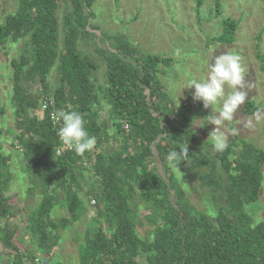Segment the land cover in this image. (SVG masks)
I'll return each mask as SVG.
<instances>
[{
	"label": "trees",
	"instance_id": "obj_1",
	"mask_svg": "<svg viewBox=\"0 0 264 264\" xmlns=\"http://www.w3.org/2000/svg\"><path fill=\"white\" fill-rule=\"evenodd\" d=\"M95 3L21 0L16 15L5 22L0 19V52L10 38L29 42L20 59L12 61L13 135L24 160L22 171L31 182L27 193L38 191L41 196L28 217V229L38 241V251L42 250L37 253L44 259L39 256L29 260L18 248L17 230L8 224L20 210L15 209L19 200L5 195L12 182V159L1 152L0 245L14 257L13 264H29L35 259L49 264L45 255L55 245L49 242L79 223L88 211L82 195L90 168L96 181L85 195L91 203L95 201L93 207L100 217L95 220L97 228L87 230L85 242L79 247V264H264V221L255 224L246 212V206L257 202L262 192L264 151L249 145L235 157L229 147L212 157L195 150L200 142L192 120L198 117L202 105L194 112L175 108L158 78L172 59L140 53L124 37H113V51L100 48L95 43L98 36L92 32L100 30L93 24ZM197 6L201 8L203 0H197ZM216 7L220 12L218 1ZM61 10L65 14L60 25ZM238 25L224 20L222 34L214 40L233 44ZM81 38H85V44L93 39V48L105 55L104 89L93 79L98 65L80 51ZM257 58L264 73L260 53ZM52 71L58 72V86L49 94L47 77ZM30 83L40 86L36 99L27 88ZM46 100H53L60 110L83 114L87 131L96 138L91 152L81 156L60 149L49 112L42 119L30 113L34 110L36 114ZM104 104L109 108V121L100 125ZM260 109L248 102L245 114ZM108 123L112 131L106 130ZM110 141L115 144L110 146ZM187 144L189 156L181 163L200 169L195 177L201 188L211 193L213 204L206 212H198L187 200L166 159L170 150ZM157 156L165 177L157 170ZM60 206L66 208L68 216L57 221L52 213ZM143 208L150 212L145 219L153 227L148 239L138 233Z\"/></svg>",
	"mask_w": 264,
	"mask_h": 264
},
{
	"label": "rangeland",
	"instance_id": "obj_2",
	"mask_svg": "<svg viewBox=\"0 0 264 264\" xmlns=\"http://www.w3.org/2000/svg\"><path fill=\"white\" fill-rule=\"evenodd\" d=\"M217 1L221 5L220 12L216 7ZM20 2L21 0H0L2 22H5L9 16L17 14ZM94 9L96 18L93 24L100 30H92V32L98 36L95 43L100 48L113 51L111 45L116 44L113 37H124V41L140 53L172 59L170 67L163 69L165 74L158 75V78L163 91L166 92L177 109L185 108L191 111L185 106V103L192 98L194 89H182L188 85L191 79H199L206 75L208 65L217 55L224 51H233L239 54L244 69L248 99L238 109L235 120L226 122L228 127H240L238 135L230 136L229 147L236 153L235 157L249 145L256 151H264V73L261 69L262 62L257 58L260 53L264 62V0H203L201 8H198L197 0H96ZM60 12L58 17L61 25L65 11L61 10ZM227 19L239 24L235 42L231 45L221 44L214 40L222 34V23ZM60 34L62 45L64 37L62 32ZM102 34L104 38H102ZM107 38L112 39L109 41ZM103 39L105 41L102 43ZM84 41L85 38L79 40L81 42L80 51L83 56H87L98 65L93 79L104 89L107 87L105 55L98 54L99 52L93 48V39L88 44L83 43ZM28 44V39L15 41L10 38L6 47L0 52V152L9 155L12 159L9 163L12 182L5 195L13 196L14 200L16 198L19 200L15 209L20 210V213L14 220L8 221V224L13 230H17L18 248L26 253L27 258L31 260L30 258L39 256L40 259H44L42 254L37 253L42 250L38 251V241L32 237L28 229V217L41 202V196L38 191L27 193L31 182L25 178L22 171L24 160L20 156L21 149L16 146L13 135L16 128L14 126L15 108L12 102V61L20 59L29 48ZM58 78L57 71H52L47 77V82L50 85L49 94H53L58 86ZM27 88L31 97L36 99L40 91L39 84L30 83ZM248 102H253L256 107L261 108L259 118L254 114H245ZM211 111V109H204L202 106L196 119L208 116ZM30 113H33L38 119L43 117L41 108L36 114L34 110H31ZM108 113L109 108L104 104L103 110L100 111V125L107 124ZM248 119L253 120L254 127L245 128L242 126ZM213 127V125L204 128L193 127L200 142L194 149L216 157V152L212 150V147H204L206 144L211 145V141H207V139ZM124 128L128 129V126L124 125ZM106 130H113L111 123H108ZM113 142H109L110 146L115 144ZM154 152L156 153L155 149ZM156 167L160 175L165 177V169L158 158ZM171 170L177 175L176 179L185 190L187 200L198 212L210 210L213 206L211 193L201 188L200 181L195 177L200 169H196L190 164L180 163L178 167H172ZM262 173L263 188L260 198L257 202L246 206V212L254 218L255 224L264 221V166ZM86 177L87 182L84 183L82 196L87 201L88 211L79 223L59 232L49 242L50 245L55 244L45 255L49 264H79V247L85 242L87 230L97 228L95 220L100 216L93 207L94 204L85 195L92 183L96 181L90 168L86 172ZM142 207L144 206L142 205ZM149 214L148 210L144 208L141 210L142 223L138 227V233L147 239L153 229L145 219ZM52 215L55 220L59 221V219L67 217L68 212L65 207L60 206L54 209ZM8 253V250L0 245V264H13L14 257Z\"/></svg>",
	"mask_w": 264,
	"mask_h": 264
},
{
	"label": "clouds",
	"instance_id": "obj_3",
	"mask_svg": "<svg viewBox=\"0 0 264 264\" xmlns=\"http://www.w3.org/2000/svg\"><path fill=\"white\" fill-rule=\"evenodd\" d=\"M184 89H194L193 101L202 102L204 109L212 110L208 116L196 119L195 123L192 120V127L204 128L213 125L207 141H211L214 152L223 153L229 148L230 136L238 135L240 131V127H228L226 122L235 120L238 109L248 99L240 55L233 51L221 52L208 65L206 75L191 79L182 90ZM254 115L259 118V111ZM52 119L56 135L64 147L81 156L95 148L96 138L87 131L82 113L76 110H58ZM242 126L254 127L253 120L248 119ZM188 156L187 144L170 150L166 159L171 166L178 167Z\"/></svg>",
	"mask_w": 264,
	"mask_h": 264
},
{
	"label": "built area",
	"instance_id": "obj_4",
	"mask_svg": "<svg viewBox=\"0 0 264 264\" xmlns=\"http://www.w3.org/2000/svg\"><path fill=\"white\" fill-rule=\"evenodd\" d=\"M192 97V96H191ZM201 105H202V103H200V102H194L193 101V99L191 98V99H189V101L187 102V103H185V106L189 109V110H191V111H193V110H197V109H199V107H201ZM196 106V107H195ZM41 109H43V116L45 115V112H49L47 115H48V117H49V119H50V121H51V123H52V125H53V127H54V121H53V119H52V117H53V114L55 113V112H57L58 110H60V109H58V108H56L55 107V103L53 102V100H46L44 103H42V105H41V107H40ZM195 108V109H194ZM43 118V117H42ZM41 118V119H42ZM124 125H126V126H128L126 123L124 124ZM54 129L56 130V127H54ZM60 141V140H59ZM60 149L62 150V149H67L66 147H64L63 145H62V143L60 142ZM69 150V149H68ZM93 204L95 203V201H93L92 202ZM29 264H44L40 259H35L34 261H31V262H28Z\"/></svg>",
	"mask_w": 264,
	"mask_h": 264
},
{
	"label": "water",
	"instance_id": "obj_5",
	"mask_svg": "<svg viewBox=\"0 0 264 264\" xmlns=\"http://www.w3.org/2000/svg\"><path fill=\"white\" fill-rule=\"evenodd\" d=\"M157 158H158V156H157Z\"/></svg>",
	"mask_w": 264,
	"mask_h": 264
}]
</instances>
